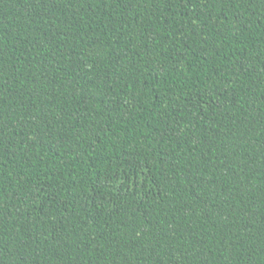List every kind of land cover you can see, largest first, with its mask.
<instances>
[{
    "label": "trees",
    "instance_id": "trees-1",
    "mask_svg": "<svg viewBox=\"0 0 264 264\" xmlns=\"http://www.w3.org/2000/svg\"><path fill=\"white\" fill-rule=\"evenodd\" d=\"M0 264H264V0H0Z\"/></svg>",
    "mask_w": 264,
    "mask_h": 264
}]
</instances>
